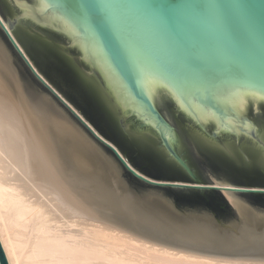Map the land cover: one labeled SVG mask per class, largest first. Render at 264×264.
Returning a JSON list of instances; mask_svg holds the SVG:
<instances>
[{
  "label": "water",
  "instance_id": "95a60500",
  "mask_svg": "<svg viewBox=\"0 0 264 264\" xmlns=\"http://www.w3.org/2000/svg\"><path fill=\"white\" fill-rule=\"evenodd\" d=\"M44 4L53 6L44 11ZM0 35L27 85L48 95L93 146L65 138L92 161L88 176L118 217L146 218L141 230L155 239H212L210 250L228 253L261 250L264 0H0ZM29 35L72 57L98 82L122 127L151 135L188 174L158 173L137 161L68 94L59 69H46ZM176 123L213 147V158L191 136L184 137L189 153L181 154ZM159 223L168 234L156 236ZM0 262L9 264L1 241Z\"/></svg>",
  "mask_w": 264,
  "mask_h": 264
},
{
  "label": "bare ground",
  "instance_id": "6f19581e",
  "mask_svg": "<svg viewBox=\"0 0 264 264\" xmlns=\"http://www.w3.org/2000/svg\"><path fill=\"white\" fill-rule=\"evenodd\" d=\"M65 138L93 147L61 108L27 85L0 35V241L9 264H264V245L238 254L210 250L212 239L143 235L149 220L118 217L88 176L92 161ZM156 226L162 232L153 234H168Z\"/></svg>",
  "mask_w": 264,
  "mask_h": 264
},
{
  "label": "flooded vegetation",
  "instance_id": "af4514ba",
  "mask_svg": "<svg viewBox=\"0 0 264 264\" xmlns=\"http://www.w3.org/2000/svg\"><path fill=\"white\" fill-rule=\"evenodd\" d=\"M30 36V35H29ZM30 46L34 48L35 54L41 58L43 65L59 69L61 74V85L66 87V91L71 95L104 129L117 139L125 150L134 154L137 161L146 163L147 168L155 170L158 173H169L170 169L181 171L180 174H188L187 171L180 167L175 161L167 158L166 154L161 151L151 135L138 132V130L122 127L117 111L110 105L105 94L101 90L98 82L82 74L80 68L74 59L66 55L61 49L53 45L48 39H39L30 36L28 39ZM42 40V41H41ZM52 70V69H51ZM70 88H67V84ZM177 124V123H176ZM176 128L180 132L181 140L179 151L181 154H188L189 150L184 137L191 136L198 150L204 155H210L215 152L211 146H207L203 140L187 130L183 125L177 124ZM264 129V127H263ZM225 151V149H220ZM251 153V150L247 148ZM221 152L224 156L225 153ZM211 156V155H210ZM213 158V156H211ZM178 168V169H177Z\"/></svg>",
  "mask_w": 264,
  "mask_h": 264
},
{
  "label": "snow or ice",
  "instance_id": "6c2138e0",
  "mask_svg": "<svg viewBox=\"0 0 264 264\" xmlns=\"http://www.w3.org/2000/svg\"><path fill=\"white\" fill-rule=\"evenodd\" d=\"M52 6H53V5H51V4H44V5H42V9H43L44 11H47V9H48L49 7H52ZM244 122H245V126H248L247 117H244ZM165 124H166V122H165ZM128 167H129V169L133 172V174H135V175H139V173H136V170H135V169L131 168V165H128ZM145 179H147V178H145Z\"/></svg>",
  "mask_w": 264,
  "mask_h": 264
},
{
  "label": "rangeland",
  "instance_id": "374dc122",
  "mask_svg": "<svg viewBox=\"0 0 264 264\" xmlns=\"http://www.w3.org/2000/svg\"><path fill=\"white\" fill-rule=\"evenodd\" d=\"M47 96H48V95H47ZM48 97H49V96H48ZM49 98H50V97H49ZM50 99H51V98H50ZM51 100H52V99H51ZM52 101H53V100H52ZM53 102H54V101H53ZM55 104H56V103H55ZM121 220H122V219H121ZM121 220H120V221H121ZM123 220H124V221H123ZM123 220L121 221V223H123V224L125 223V224H126L125 219H123ZM137 224H139V222L136 223V225H137ZM126 225H127V224H126ZM140 225H141V224H140ZM129 226H130V227H129ZM134 226H135V225H134ZM134 226H133V227H134ZM127 227H129V228H133V227H131V225H128ZM142 234H143V233H142ZM145 234H146V233H144L143 235H145ZM147 234H148V233H147ZM145 236H149V235H145Z\"/></svg>",
  "mask_w": 264,
  "mask_h": 264
},
{
  "label": "trees",
  "instance_id": "16d2710c",
  "mask_svg": "<svg viewBox=\"0 0 264 264\" xmlns=\"http://www.w3.org/2000/svg\"><path fill=\"white\" fill-rule=\"evenodd\" d=\"M170 176H175V177H183V175H171Z\"/></svg>",
  "mask_w": 264,
  "mask_h": 264
}]
</instances>
